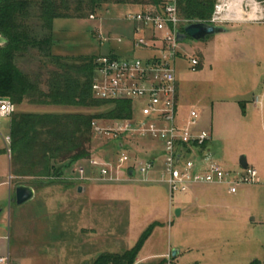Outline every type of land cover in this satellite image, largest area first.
Wrapping results in <instances>:
<instances>
[{
  "label": "rangeland",
  "instance_id": "obj_1",
  "mask_svg": "<svg viewBox=\"0 0 264 264\" xmlns=\"http://www.w3.org/2000/svg\"><path fill=\"white\" fill-rule=\"evenodd\" d=\"M37 1L26 0L16 48H8L11 39L4 36L7 43L0 48V62L11 63L31 83L45 80L51 68H43L47 62L31 41L48 34L38 18ZM62 2L67 5L62 11L68 8L65 12L72 18L53 22V55L97 58L114 53L136 60L152 55L134 50L131 42L141 32L133 33L137 23L126 20L128 14L149 7L109 0L91 19L84 6L76 11L75 0ZM252 4L260 16L247 20ZM241 11L243 20L232 14L223 16L224 22L218 26L226 32L202 41L186 38L179 42L175 79L179 112L186 116L191 110L197 112V125L211 137L207 149L214 159L224 170L241 173L239 159L244 156L256 170L258 181L240 185L235 194L224 186H199L171 198L165 184L145 180L156 179V172L144 178L135 175L125 180L122 174L119 182L102 181L97 174H89L88 160H83L68 164L55 182L35 188L37 180L11 175V154L4 142L10 137V118H0V255L8 242L13 264H93L100 255L130 250L149 231L134 264L161 260L164 264H264V49L255 51L264 45V0H244ZM80 14L82 18L77 17ZM100 37L108 41L101 44ZM118 39L122 42L117 43ZM190 58L199 65L192 68ZM255 97H261L262 106L252 105ZM233 100L238 101L239 109ZM107 110L24 103L16 113L100 114ZM133 143L136 150L146 147ZM112 150L105 138L92 136L91 156L107 158ZM80 167L89 180H78ZM17 186L32 188L33 199L17 206ZM78 187L85 191L79 193ZM176 210H180L179 216Z\"/></svg>",
  "mask_w": 264,
  "mask_h": 264
},
{
  "label": "built area",
  "instance_id": "obj_2",
  "mask_svg": "<svg viewBox=\"0 0 264 264\" xmlns=\"http://www.w3.org/2000/svg\"><path fill=\"white\" fill-rule=\"evenodd\" d=\"M231 12L232 0H217L207 24L218 26ZM126 20L137 23L134 33L141 32L131 42L134 50L152 55L145 60L121 58L114 53L95 58L93 97L107 102L130 101L132 117L92 121L93 135L105 138L113 150L107 158L91 156L88 173L97 174L102 181L119 182L122 174L128 180L156 172V179L145 180L165 184L171 198L199 186H224L229 194H235L240 185L257 182L256 170L251 166L241 173L224 170L207 149L211 137L197 125V112L191 110L187 116L179 112L174 67L180 55L177 34L191 23L179 17L177 0H163L160 10L149 7L135 15L128 14ZM105 41L108 40L99 38L101 44ZM190 65L194 68L199 62L190 58ZM15 112L12 102L0 99V118H10ZM4 142L10 153V137ZM133 142L146 147L136 150ZM78 173V180H89L82 167ZM0 264H13L8 242Z\"/></svg>",
  "mask_w": 264,
  "mask_h": 264
},
{
  "label": "trees",
  "instance_id": "obj_3",
  "mask_svg": "<svg viewBox=\"0 0 264 264\" xmlns=\"http://www.w3.org/2000/svg\"><path fill=\"white\" fill-rule=\"evenodd\" d=\"M63 0L36 2L38 18L48 31L42 40H31L45 62L50 65L45 80L31 83L19 75L11 63L0 62V99H8L16 108L24 103L41 107L96 110L107 107L106 112L35 113L20 112L10 116V173L16 178H33L35 188H42L62 177L69 164L89 160L95 119L126 120L132 117L130 101H101L93 97L91 85L96 57L69 58L51 53L54 45L51 36L53 22L71 19L64 11ZM76 11L84 6L93 16L109 0H75ZM217 0H177L179 17L189 23H207L214 12ZM120 5H140L160 10L163 0H113ZM67 6V5H66ZM26 0H0V35L10 38L8 48H16L19 32L23 28ZM82 18L80 14L77 16ZM24 41V40H21ZM149 235L146 232L138 243L120 255H100L93 264H134L137 254ZM161 260L158 264H164ZM251 264H258L253 261Z\"/></svg>",
  "mask_w": 264,
  "mask_h": 264
},
{
  "label": "water",
  "instance_id": "obj_4",
  "mask_svg": "<svg viewBox=\"0 0 264 264\" xmlns=\"http://www.w3.org/2000/svg\"><path fill=\"white\" fill-rule=\"evenodd\" d=\"M226 32V29L219 26L210 25L207 23H192L188 24L183 28V32L177 34V41L182 42L186 38H191L195 41L205 40L207 37H210L215 34ZM7 41L2 35H0V48L6 45ZM239 166L241 169H246L248 167L246 158L241 156L239 159ZM132 175V172L129 173ZM78 192H82L81 188H78ZM35 191L26 186H17L14 190V202L17 206H22L27 202L31 201L34 197ZM2 208H0V214ZM175 214L179 216L180 210H176ZM175 253L172 254L174 256Z\"/></svg>",
  "mask_w": 264,
  "mask_h": 264
},
{
  "label": "bare ground",
  "instance_id": "obj_5",
  "mask_svg": "<svg viewBox=\"0 0 264 264\" xmlns=\"http://www.w3.org/2000/svg\"><path fill=\"white\" fill-rule=\"evenodd\" d=\"M244 0H233L232 1V16L234 19L236 20H243V13L241 11V6L243 4ZM252 9L251 12L247 15V20H254L255 18H257L258 16H260L259 11L256 7V5L252 4Z\"/></svg>",
  "mask_w": 264,
  "mask_h": 264
},
{
  "label": "crops",
  "instance_id": "obj_6",
  "mask_svg": "<svg viewBox=\"0 0 264 264\" xmlns=\"http://www.w3.org/2000/svg\"><path fill=\"white\" fill-rule=\"evenodd\" d=\"M139 12H140V11H139ZM134 30H135V27H134L133 31H134ZM133 33H134V32H133ZM239 49H240V48L237 47V46L234 47V50H235V51H239ZM263 49H264V45H263V48H261V49L258 48V50H255V51H256V53H257V52H260V50L263 51ZM253 50H254V49H253ZM253 50H252V51H253ZM239 52H240V51H239ZM256 53H254V54H256ZM242 55L246 57V54H243V53H242ZM242 55H236V56H237V58H242ZM260 55H261V54H260ZM237 102H238V101H234V100H233V103H234L235 105H237V109H239V105H240V104L238 105ZM251 103H252V105H254V106H255V105H261V106H262V100H261V97H255V98H253V100L251 101ZM235 105H234V106H235ZM180 114L182 115L181 112H180ZM182 116H186V115H182ZM241 117H244V116H241ZM199 128H200V127H199ZM251 167L254 168L253 166H251ZM78 188H80V187H78ZM78 188H77V189H78ZM195 188H196V187H195ZM195 188H193V189H195ZM81 189H83V190L85 191V188H84V187L81 188ZM193 189H192V190H193ZM192 190H191V191H192ZM165 255H166L165 253H164L163 255H161V258H162L163 256H165ZM175 255H176V253H175ZM175 255H174L173 257H175Z\"/></svg>",
  "mask_w": 264,
  "mask_h": 264
}]
</instances>
